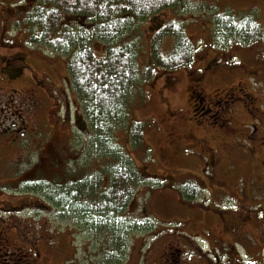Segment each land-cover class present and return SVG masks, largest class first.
<instances>
[{"label": "rangeland", "instance_id": "1", "mask_svg": "<svg viewBox=\"0 0 264 264\" xmlns=\"http://www.w3.org/2000/svg\"><path fill=\"white\" fill-rule=\"evenodd\" d=\"M30 3L0 0V55L27 52L36 77L45 83L51 79L43 74L54 61L68 82L70 76L63 55L49 50L48 44L26 43V26L21 20ZM251 12L264 31V0H183L172 14L184 23L193 55L189 64L176 68L154 64L149 34L156 17L140 24L130 37L139 45L140 76L127 103L128 117L124 123L114 124L111 137L131 156L136 167L138 181L127 211L140 209L148 226L156 225L166 231L151 245L169 244L175 235L190 237L187 231H192L194 242L203 244L209 241L208 232L213 231L223 237L212 232L213 242L234 245L242 258L252 255L255 260H264V38L248 43L229 38L215 22L216 16L222 14L254 16ZM163 13L157 17L163 18ZM160 43L163 56L171 52L170 35L160 39ZM93 45L99 53L107 47L98 40ZM40 54L46 61L39 58ZM24 87L30 85H18L23 95L20 101L29 107L24 101L28 94L21 90ZM8 89L9 84L0 81V102L5 93H12ZM67 97L79 103L72 91ZM61 99L67 102L66 98ZM19 111L24 112L20 120L26 133L20 138L23 141L17 152L7 147L0 157V206L7 203L11 207L21 197L46 199L42 191L21 190L20 177L23 182L54 178L63 182L70 179L71 169L75 168L71 178L79 179L112 162V158L100 154L89 165L41 163L39 154L32 149L33 135H45L41 133L40 121L31 109L20 105ZM133 121L144 123L142 148L130 143ZM4 180L6 185L2 184ZM190 182L200 188L195 200L186 198L182 190ZM51 206V214L20 211L1 215L6 217L7 225L25 226L28 230H24V237L34 247L8 232L13 243L10 252L17 251V255L11 259L2 252L0 264H130L128 261L137 259L134 249L139 243L132 249L131 257L134 241L128 238L117 263L113 258L112 230L106 221H98L99 229L92 230L91 219L86 218L82 226L72 212L55 203ZM131 218L135 216L124 214L121 221L129 226ZM249 218L254 219L258 228L253 229L256 235L250 231L252 236L247 237L243 228ZM152 236L154 240L157 235ZM149 242L147 239L144 247ZM30 250L34 258L29 256L28 262L22 252L28 255Z\"/></svg>", "mask_w": 264, "mask_h": 264}, {"label": "trees", "instance_id": "2", "mask_svg": "<svg viewBox=\"0 0 264 264\" xmlns=\"http://www.w3.org/2000/svg\"><path fill=\"white\" fill-rule=\"evenodd\" d=\"M182 1H35L28 14L31 27L26 32L27 38L34 43L48 44L49 48L52 46L69 52V72L73 88L83 103L87 120L99 135L101 145L97 154L112 158V162L100 174H86L77 180L69 179L66 184L59 183L58 179L52 182L33 180L29 184H23L24 190L27 188L42 191L46 197L58 203L62 202L67 208L71 206L73 210L84 212L86 218L91 219L89 225L92 230L99 229L101 221H106L110 229L111 222L117 219L115 216L127 211L138 177L133 159L112 141L111 131L114 124L126 121L127 103L140 76L139 45L135 39H128V36L132 37L140 24L149 18H157L163 12L168 14L179 9ZM69 14H83L98 22V35L103 39L96 40L110 44L104 54L95 51L94 45L92 46L95 40L90 39L89 34L69 33L65 31L66 26L61 28V22ZM248 14L250 13H240L234 17L226 13L216 16L215 22L227 37L241 38L246 43L256 38H264V31L256 16L254 13V16ZM167 35L172 37L173 46L171 52L163 56L160 39ZM70 36L77 39H67ZM155 37L153 44L151 43L155 65L176 68L190 63L193 44L183 22H167ZM146 76L149 77L150 73L147 72ZM143 126L144 123L138 121H133L130 126V143L135 148L145 146ZM182 190L188 199H195L200 194V188L194 182L184 185ZM118 219L121 222V217ZM117 227V234H123L126 226L118 224ZM119 239L117 247L122 251L124 243Z\"/></svg>", "mask_w": 264, "mask_h": 264}, {"label": "flooded vegetation", "instance_id": "3", "mask_svg": "<svg viewBox=\"0 0 264 264\" xmlns=\"http://www.w3.org/2000/svg\"><path fill=\"white\" fill-rule=\"evenodd\" d=\"M30 1V5L24 9L25 14L21 20L22 23H25L27 33L31 27V25H29L30 20L28 14L32 11L33 4L35 3L34 0ZM83 16L85 15L69 14L65 16V19L61 22L60 26L61 28L66 26L67 28H65V31H68L69 33L85 32L89 34L90 39L95 41L96 39H103L98 35V22L90 16L84 20L82 18ZM176 20L177 19L173 16L172 12L168 14L163 13V18L161 19H159V17L155 18L153 20V25L150 27V44L167 22ZM129 37L130 36H128V39H130ZM59 38H61V36H59ZM67 39L77 38H72L70 36ZM27 42L31 43L32 41L26 39V43ZM106 46V50L100 52L101 54H104L107 51L109 45L106 44ZM49 50L53 52L55 51L61 56L63 55L69 71V52H65L60 48L52 46ZM27 56V52L23 51L12 54L9 57L0 55V81L8 83V91L11 90L12 92L10 95L5 93L4 100L0 102V157L3 155V152H5L7 147L17 152L19 146L21 147L22 145L23 139L20 138L25 136L26 131L20 120L23 118L24 113L19 111L21 105L22 108H27L28 110L31 109L33 112H36L35 118L37 121H40L39 125L42 129L41 133H45V135H42L41 137L33 135L34 145L32 146V149L39 154L41 163L44 162L47 166L63 164L65 166L69 165V167L72 166L73 163H79L82 165L91 164L94 159L100 155L97 154V150L101 143L98 139L99 135L93 130L86 118L83 103H81L78 93L73 88L70 72V78L68 82H66L58 68L54 65V61H52L51 66L49 65L47 67V73L43 74L44 78H50L51 81L45 83L43 79H38L36 77L33 67L28 62ZM39 58L46 61V57L43 54H40ZM21 82H26V85H30V87H24L21 89L23 93L28 94V96L24 98V101L29 107L23 106L20 101L23 95L20 93L18 85ZM63 84L66 86V90ZM69 90L77 95L79 103L75 104L73 100L68 99L67 93L70 95ZM39 97H41V99ZM62 97L67 99L66 103L62 101ZM201 98L203 99V96H201ZM18 101H20L21 104H16ZM10 103H13V105H10ZM16 114H18V116ZM7 123H9L8 126ZM3 138H7L8 142L2 141ZM2 162L3 160L1 161L0 159V165ZM74 171L75 168L70 170L71 180L78 179L71 178L75 176L72 175V172ZM101 172L102 170H95V173L100 174ZM2 174L5 175V172H2ZM104 177L106 178L107 175L105 174ZM55 179L59 178L50 179L49 181L52 182L55 181ZM19 181L21 182L20 189H23V184H29L32 182H23L22 177H20ZM68 181H59V183L66 184ZM105 182H107V179ZM2 184L6 185V180H4ZM99 188H101V185ZM98 190V192H100V189ZM25 191L32 192L33 190L26 188ZM45 198L46 199L32 200L31 197H21L18 199L19 203L13 204L11 207H7V203H2L0 206V217L1 215L6 216L8 212L9 214H18L20 211L29 212L32 215L40 213L51 214V208H53L51 203H55L60 205L61 208L67 210L68 213L72 212L79 219V224L85 226L86 214L84 212L73 210L71 206L67 208L62 202L58 203L51 198ZM124 214L128 217L135 216V218H131L129 226L125 225L126 229L123 230V234H117L119 228H116V225H124V223H122V221L120 222L118 218H122ZM143 215L144 214L140 209L133 211V213L126 211L123 214L116 215L115 217H117V219L114 222H111L110 229L112 230V240L114 242L113 258L117 259V263L118 259H121L119 253L122 252L117 247V243L120 240L119 238H121L122 244L124 243V247H127V239L130 238L132 239V242L134 241L132 243L130 254L133 251L132 249L137 247V244L139 243V247L134 249V253L137 252V259L134 258V260L128 261L130 264H264V260H255L252 255L247 256V258H242L234 245L229 246L213 242V238H211L213 231L208 232L209 241L203 244L197 243L196 241L194 242L192 239V231H187V233H190V237H186L185 234L180 236L175 235L171 237L169 244H162L161 246L158 244L151 245V243L163 237L166 231L158 229L156 225L148 226V223L145 221L146 217ZM5 218L6 217L3 219L1 217L0 219V257L3 255L2 252H5L11 259H13L17 255V251L10 252L13 243H11L10 234L8 232H14V236H19L20 240L23 242L26 241L30 247L32 246V243L27 236L24 237V235H26L24 230L27 229L25 226L7 225L4 222ZM125 218L128 219L127 217ZM255 227L258 228V225L253 218H249L248 221L244 223V234L247 237L252 236L250 231L255 234L253 231ZM113 231L115 233H113ZM152 234L157 235L154 240L152 239ZM214 234L217 237L223 238L220 234ZM147 239H149L150 242L144 247V242ZM215 240L216 239H214V241ZM32 242L36 245L33 238ZM176 242L185 244L176 245ZM142 249H144L143 252ZM22 253V255L27 258L28 262H30L29 256L34 258L32 250L27 251L28 255H26L25 252ZM130 254L129 256L132 257L133 253Z\"/></svg>", "mask_w": 264, "mask_h": 264}]
</instances>
